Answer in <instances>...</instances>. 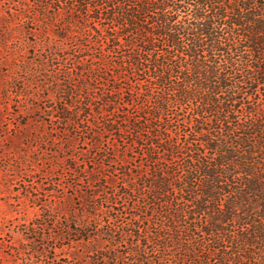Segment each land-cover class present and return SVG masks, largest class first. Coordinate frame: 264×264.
I'll list each match as a JSON object with an SVG mask.
<instances>
[{"label": "trees", "instance_id": "1", "mask_svg": "<svg viewBox=\"0 0 264 264\" xmlns=\"http://www.w3.org/2000/svg\"><path fill=\"white\" fill-rule=\"evenodd\" d=\"M1 1L3 100L112 171L58 160L90 199L64 237L97 242L91 264H264V0Z\"/></svg>", "mask_w": 264, "mask_h": 264}, {"label": "rangeland", "instance_id": "2", "mask_svg": "<svg viewBox=\"0 0 264 264\" xmlns=\"http://www.w3.org/2000/svg\"><path fill=\"white\" fill-rule=\"evenodd\" d=\"M2 6L7 7V4L2 3ZM10 31L12 38L3 43L8 48L16 47L26 32H30L28 36L32 40L45 30L28 25L21 30ZM54 31L57 30H46L51 34ZM2 56L0 51V264H91L97 259L94 253L98 243L70 241L64 237L72 223L73 210L80 211L86 207L87 201L90 202L85 197L82 199L83 192L77 189L85 183V175H81L80 183L74 173L63 171L65 165L58 160L63 161L69 154L77 157L80 166L85 161L90 169L97 159L95 149L80 142H75L72 149L65 143L52 145L35 140L36 136L43 135L42 132L49 134V140L58 138L61 136L58 135L60 125L50 122L48 115L43 116L40 111L26 113L16 90L9 100H3L2 90L7 87L13 72L7 67L10 57ZM33 89L36 90V86ZM42 96H38V101L26 100L36 106H50ZM40 116L46 120L42 121L44 126L39 122ZM122 152L123 147L119 149V155ZM125 152L127 156H134L138 150ZM94 167L101 174L98 176L111 175V169ZM115 175L121 179L119 171ZM43 234L45 238L42 240ZM43 241L47 245V253H34L38 242Z\"/></svg>", "mask_w": 264, "mask_h": 264}]
</instances>
